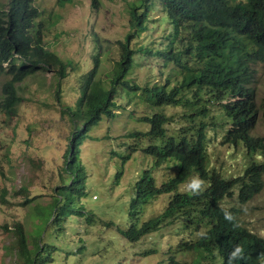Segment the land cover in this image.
<instances>
[{
	"label": "rangeland",
	"instance_id": "1",
	"mask_svg": "<svg viewBox=\"0 0 264 264\" xmlns=\"http://www.w3.org/2000/svg\"><path fill=\"white\" fill-rule=\"evenodd\" d=\"M145 1L99 0L92 6V0H35L44 47L66 66L63 77L55 64V69H37L16 82L20 101L14 116L2 105L3 85L11 75L5 63L0 67V224L8 227L0 229V264H22L14 232L19 222L32 252L39 244L34 264H202L193 250L185 253L178 250V244L195 240L204 229L188 230L183 221H177L136 242L121 232L132 223L140 226L159 215L172 195H157L145 205L135 199L144 170H149L156 185L169 180L177 170L173 160L154 165V157L145 151L148 145L162 144L170 135L194 134L200 121H205L209 168L234 176L250 161L241 145L223 141L227 124L217 104H206V116L193 117H189L194 112L189 103L152 104L143 88L164 84L170 89L180 83L183 71L174 61L155 53L169 25L159 0H149L152 8ZM7 2L0 0V8ZM134 5L147 10L148 22L146 29L131 39L135 53L126 79L142 88L120 86L112 107L114 116L102 115L90 126L69 161L66 152L71 133L82 125L78 107L83 81L97 52L95 77L106 80L111 73L120 55L119 42L134 30L129 13ZM252 68V85L260 103L264 98V63ZM188 93L184 90V96ZM156 112L167 118L160 139L143 135L150 127L147 118ZM253 133L264 136L263 112ZM193 181L199 180L189 178L178 191H191ZM54 197L59 210L54 207L50 219L56 215L59 220L51 224L45 222L46 208L35 207ZM224 204L236 207L241 224L264 237V188L247 202H239L234 194Z\"/></svg>",
	"mask_w": 264,
	"mask_h": 264
},
{
	"label": "trees",
	"instance_id": "2",
	"mask_svg": "<svg viewBox=\"0 0 264 264\" xmlns=\"http://www.w3.org/2000/svg\"><path fill=\"white\" fill-rule=\"evenodd\" d=\"M97 1L93 0L94 6ZM34 2L8 0L6 6L0 8V67L5 63L11 75L3 85L2 105L11 116L16 115V106L20 101L16 82L22 81L37 69H55V64L61 71L60 77L64 76V61L44 47L39 23L36 22L40 10ZM145 3H149V7L153 6L149 0ZM159 4L170 28L162 36L163 43L155 53L167 61L174 60L181 64L185 73L181 83L173 89H167L164 84L144 87L152 104H182L180 93L182 89H189L193 100L187 99L185 102H190L194 109L189 116L193 117L194 114H208L205 105L194 104L210 100L220 102L231 116V128L227 130L224 140L234 145L241 143L249 154H259L264 150V139L251 135L257 110L247 76L253 64L264 62V0H159ZM138 7L134 5L129 11L130 24L134 30L125 36L123 42H119V58L106 80L95 77L100 52L94 55V66L83 81L79 100L78 117L82 125L80 130L74 128L71 133L66 152L68 158L73 159L80 139L102 115L114 116L112 107L115 106L120 86L128 90L142 88L126 79L133 67L135 53L130 47L131 39L144 29L147 20V10L140 12ZM190 63L194 65L189 66ZM165 119L161 113H154L147 118L150 123L147 133L154 137L164 136ZM206 127V122L200 121L194 134L170 135L162 145L146 148L155 158L156 164L173 160L177 170L174 176L160 186H156L154 179L145 171L139 180L141 186L136 195L137 201L144 205L157 194L174 193L161 216L150 218L140 226L132 223L122 231V235L130 241H138L144 234L158 230L165 218L178 219L184 216L195 227L200 226L198 224L205 225L207 229L204 233L211 239L239 246L242 249L240 258L234 259L232 264H264V238L250 232L237 216L234 219L218 206L222 196L230 195L234 188L238 189L241 201H247L258 193L263 186L264 162H251L242 175L233 178H225L218 172L210 171L206 167ZM71 146L74 150L70 153ZM193 172L206 179L208 186L195 195L178 192V185ZM197 195L204 196L193 197ZM58 202L57 197H54L48 204L35 207L46 208L43 212L45 222L53 224L59 220L56 215L50 219L52 209L55 207L59 210L56 207ZM192 213L197 215L195 221L192 220ZM7 228V225L0 224V229ZM14 229L16 250L22 259L21 263L34 264L38 259L39 244L32 252L23 225L19 222Z\"/></svg>",
	"mask_w": 264,
	"mask_h": 264
},
{
	"label": "clouds",
	"instance_id": "3",
	"mask_svg": "<svg viewBox=\"0 0 264 264\" xmlns=\"http://www.w3.org/2000/svg\"><path fill=\"white\" fill-rule=\"evenodd\" d=\"M99 4V0L96 2V6ZM92 6H94L93 5V0H92ZM153 6H151L150 8H152ZM140 10V12H142V11H144V10H141V8H139ZM164 12V11H163ZM146 13H147V11H146ZM165 14V13H164ZM147 16V15H146ZM147 20H148V17H147ZM147 20H145V22H144V29H142V30H145L146 29V27H147ZM168 24V23H167ZM169 25V24H168ZM170 28V27H169ZM141 30V31H142ZM141 31H139V33L141 32ZM138 33V34H139ZM137 34V35H138ZM136 35V36H137ZM165 35V34H164ZM163 35V36H164ZM134 39V38H133ZM161 40H162V37H161ZM161 46V45H160ZM159 46V47H160ZM158 47V48H159ZM100 50V48L98 49V51ZM159 50V49H158ZM158 50H157V52H158ZM96 55V54H95ZM164 58V57H163ZM167 61V60H166ZM169 61H174V60H169ZM175 62V61H174ZM176 63V62H175ZM258 63H261V62H257V63H255V64H253L252 66H254V65H256V64H258ZM264 63V62H263ZM176 64H178V63H176ZM178 65H180V68L182 69V71H183V75H184V73H185V69L182 67V65L181 64H178ZM194 64L193 63H190L189 64V66H193ZM253 68L251 67V70H250V73L248 74V76H247V78L249 79V84H248V86L253 90V97H254V102H255V105H256V110H257V118H256V120L254 121V124H253V128H252V130H251V135L252 136H254V137H258V138H263L264 139V136H258V135H256V134H254L253 133V130H254V128H255V126H256V124H257V122H258V119H259V114L261 113V112H263L264 113V98H263V101L262 102H258V100H257V97H256V93H255V90H254V86L252 85V76H253ZM183 75H182V77H183ZM182 77H181V80H182ZM180 83H181V81H180ZM179 83V84H180ZM179 84H177V85H179ZM177 85H173L170 89H173V87L174 86H177ZM152 87V86H151ZM150 88V87H149ZM168 89V88H167ZM184 90H186V91H188L189 93L186 95V96H184ZM180 95H181V101L183 102V103H186L185 102V100H190V101H192L193 100V98H192V92L189 90V89H182V91H181V93H180ZM189 103V105H190V102H188ZM211 103H215V104H217L218 106H219V110H220V113H221V117H223L224 118V121H226V124H227V127H225L224 129H225V133L223 134V136H222V138H223V141L225 142V143H228L227 141H225L224 140V138H225V135H226V132H227V130L228 129H230L231 128V116H229L228 114H227V110H226V108H222V106H221V103L220 102H217V101H213V100H210V101H208V102H204V101H201L200 102V104H194V106H199V105H205V109H206V113H208V108H207V105L206 104H211ZM164 105H175V104H164ZM163 106V105H162ZM160 107V106H159ZM190 107L192 108V106L190 105ZM192 110H194L193 108H192ZM157 113V112H156ZM153 115V114H152ZM151 115V116H152ZM200 115H202V114H200ZM150 116V117H151ZM164 116V115H163ZM149 118V117H148ZM165 118H166V116H165ZM148 121V120H147ZM149 122V121H148ZM167 122V118L165 119V122H164V124ZM164 124H163V127H164ZM149 129H150V127H149ZM206 129H207V127H206ZM73 130H74V128H73ZM135 133H138V132H135ZM132 134V133H131ZM145 134H148L147 132L146 133H143V135H145ZM86 134H84L83 136H85ZM148 135H150V134H148ZM164 135H165V128H164ZM205 135H206V131H205ZM137 136H138V134H137ZM152 138H162V137H164V136H162V137H154V136H152V135H150ZM168 137H166L165 139H164V141L167 139ZM81 141H82V139H80V141H79V143H81ZM164 141H163V143H164ZM162 143V144H163ZM206 143H207V136H206ZM162 144H150V145H162ZM228 144H231V143H228ZM150 145H148L147 147H149ZM231 145H233V146H238V145H241L242 147H243V145L241 144V143H239L238 145H234V144H231ZM146 147V148H147ZM146 148H145V151H146ZM244 148V150H245V152H246V154L250 157V161H249V163L246 165V166H248V165H250V163L251 162H264V159H260L259 157L261 156V155H263L264 156V150H262L259 154L258 153H255V154H249L248 152H247V150L245 149V147H243ZM74 150V147H72L71 146V151H70V153L72 152ZM147 152V151H146ZM148 153V152H147ZM149 154V153H148ZM66 157H68V156H66ZM155 159V158H154ZM69 161H72V159L71 158H69L68 159ZM166 161H169V160H166ZM166 161H164V162H166ZM163 163V162H162ZM161 163V164H162ZM154 165H156V166H158V164H156L155 162H154ZM245 166V167H246ZM206 167L210 170V171H215V172H218L221 176H223V177H225V178H233V177H238V176H240V175H242L243 174V171H244V169H243V171L240 173V174H237V175H234V176H225L224 174H222L220 171H218V170H214V169H211V168H209L208 167V158H207V144H206ZM145 171H147L148 172V175L149 176H151L152 178H153V176L150 174V172H149V170H144L143 171V173H142V176H143V174H144V172ZM174 175H175V173H174ZM173 175V176H174ZM142 176H141V178H142ZM191 177H197L198 178V180L199 181H193L192 182V186H193V188L191 189V191H187V192H180V191H178V187H179V185L180 184H182L183 182H186L189 178H191ZM141 178L139 179V180H141ZM171 178V177H170ZM154 179V178H153ZM138 180V182H137V187H136V195H137V193H139L140 192V190H139V188H140V186H141V183H140V181ZM155 182V181H154ZM182 183H180L179 185H178V187H177V191L178 192H180V193H187V194H190V195H195V194H198V193H200V191L201 190H203V189H205L207 186H208V181L206 180V179H204L200 174H198L197 172H193L192 174H191V176H189L185 181H183ZM155 185H156V183H155ZM161 185V184H160ZM160 185H156V186H160ZM263 188H264V178H263V186H262V189L258 192V193H256L252 198H254L257 194H259L262 190H263ZM167 193H172V195H173V193L174 192H165V193H161V194H167ZM234 194H236V198L239 200V202H241V203H244V202H247V201H249V200H251L252 198H250L249 200H247V201H241L240 200V198H239V195H238V189L237 188H234L233 189V191H232V193L230 194V195H226V196H222V198L218 201V206L220 207V208H224L228 213H230L233 217H234V219H235V216H237V211H238V209L236 208V207H234V206H230V205H226V204H224V201H225V199L226 198H228V197H231V196H233ZM157 195H160V194H157ZM157 195H155V196H157ZM172 195H171V197H170V199H169V201L171 200V198H172ZM154 196V197H155ZM204 195H197V196H193L194 198H202ZM153 198V197H152ZM135 199H136V197H135ZM151 199V198H150ZM150 199H148V201L150 200ZM136 201H137V199H136ZM147 201V202H148ZM169 201H168V203H169ZM138 202V201H137ZM146 202V203H147ZM139 203V202H138ZM167 203V204H168ZM145 205V204H144ZM167 206V205H166ZM165 209H166V207H165ZM165 209L159 214V215H156V216H154V217H151V218H156V217H158V216H161L162 215V213L165 211ZM231 211H232V213L234 214H232L231 213ZM192 215L194 216L193 217V221H195L196 220V218H195V216H197L195 213H192ZM239 218V217H238ZM150 219V218H149ZM148 220V219H147ZM172 220V221H171ZM240 220V219H239ZM170 221V222H169ZM181 222V221H183L184 222V224H185V226L188 228V230L189 229H193V230H198V229H204L200 234H197L198 235V237L195 239V240H193V241H185V242H183V244H178V250H182L183 252H185V253H189L188 251H190V250H193L195 253H196V255H197V261L199 262V263H202V264H232V261L234 260V259H237V258H240V254H241V252H242V249L239 247V246H236V245H233V244H231V243H229L228 241H224V240H222L221 242H218L217 240H214V239H211L210 237H209V235H205V231H206V229H207V227L205 226V225H203V224H198V225H200V226H198V227H195V224L193 223V222H188L187 221V218L186 217H184V216H180L178 219H171V218H165L161 223H160V225H159V227L157 228V229H160L162 226H164V225H166V224H172V223H176V222ZM144 222V221H143ZM142 222V223H143ZM169 222V223H168ZM141 223V224H142ZM241 223V222H240ZM243 225V224H242ZM244 226V225H243ZM244 227H246V226H244ZM247 228V227H246ZM250 232H252V233H254V234H257V233H255L254 231H252L251 229H249V228H247ZM126 230V229H125ZM122 231H124V230H121V232ZM154 232V231H153ZM149 234V233H148ZM194 234H196V233H192V234H190V235H194ZM144 235H146V234H144ZM143 235V236H144ZM258 235V234H257ZM261 238H264L263 236H261V235H259ZM142 237V236H141ZM140 237V238H141ZM127 239V238H126ZM129 240V239H128ZM130 241V240H129ZM132 242H136V241H132ZM170 257H172V256H170Z\"/></svg>",
	"mask_w": 264,
	"mask_h": 264
}]
</instances>
